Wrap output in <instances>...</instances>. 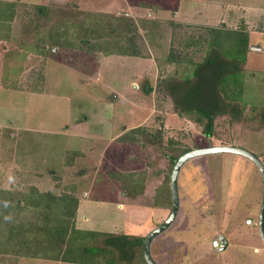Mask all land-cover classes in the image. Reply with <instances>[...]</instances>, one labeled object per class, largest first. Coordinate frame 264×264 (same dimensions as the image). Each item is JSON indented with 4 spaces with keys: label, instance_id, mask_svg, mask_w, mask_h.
Returning a JSON list of instances; mask_svg holds the SVG:
<instances>
[{
    "label": "rangeland",
    "instance_id": "1",
    "mask_svg": "<svg viewBox=\"0 0 264 264\" xmlns=\"http://www.w3.org/2000/svg\"><path fill=\"white\" fill-rule=\"evenodd\" d=\"M13 1L20 5L6 44L12 68L0 76V207L7 205L0 215L11 212L15 219L36 185L57 194L73 193L68 187L76 183L78 228L148 235L171 213L172 155L231 145L264 163V0ZM38 5L51 10L50 22L38 19ZM85 16L103 23L90 33L92 45L82 37L76 47L56 45L48 35L51 27ZM120 17L133 22L124 24ZM217 29L246 32L249 44L260 48L250 45V58L240 65L251 84L228 113L217 116L209 136L207 120L184 112L169 84L191 75ZM118 37L138 52L106 53L110 44L104 41ZM80 149L88 155L76 158ZM38 171L47 175L36 184ZM178 185L179 213L151 245L159 264H264L263 180L252 159L234 152L193 157L182 166ZM142 189L137 197L127 194ZM156 199L166 204L155 206ZM152 212L160 218L145 229ZM221 235L228 243L221 240L214 248L213 239ZM2 249L8 264H46L22 259L29 249L24 245L9 253L0 244ZM58 257L51 264H78Z\"/></svg>",
    "mask_w": 264,
    "mask_h": 264
},
{
    "label": "trees",
    "instance_id": "2",
    "mask_svg": "<svg viewBox=\"0 0 264 264\" xmlns=\"http://www.w3.org/2000/svg\"><path fill=\"white\" fill-rule=\"evenodd\" d=\"M19 5L17 1L0 0V40H6L9 38V34L12 35V23L19 13ZM37 9L39 10V20L46 19L47 23L51 21V10L49 11L47 6L38 5ZM91 17L85 16L81 20L72 21V23L69 21L67 26L66 24H60L56 29L51 27L48 35L53 36L56 45L67 42L68 46L76 47L79 46L77 39L81 37L79 41H87L91 44V40H89L90 33L99 31L103 24L100 18ZM120 19L124 24H132L133 22L132 19L126 17H120ZM88 24L94 28H86ZM81 28L83 31H81ZM125 30L127 29L125 28ZM219 30L217 29V31ZM217 31L213 30L215 35L209 41L210 50L203 61L194 64L195 69L191 72L192 76L186 75L182 80H174L169 84L171 91L176 93L177 102L183 101L184 112L195 111L200 114L197 121L202 122L203 118L207 120L205 131L209 136L213 134L217 116L228 113L232 109L230 108L231 103L240 101L242 98L245 89V78L243 68L240 65L247 59L250 48L248 33ZM232 34L234 36H229ZM86 35H88V38H86ZM126 35L127 32L125 31ZM96 37L97 40H100L99 34ZM107 39H110L109 36ZM115 40L114 42L104 41L105 44H110L106 53L132 55L138 52L132 48L133 43L132 45L131 43H123L119 37ZM150 90L152 89L150 88ZM209 90L213 92L211 93ZM180 91L182 94H180ZM188 151L190 150H183L178 155H172L171 162L173 166L178 158ZM34 191L35 189L31 191V198L26 199V202L30 204L25 205L20 211L17 210L19 214L16 215L15 219H10V217L5 219L11 212H5L4 216L2 213L0 215V218L4 217L3 220L0 219V244L1 246L4 244L7 248L6 252L10 253V248H14V246L22 248L24 245L29 248L25 254L35 258L58 261L60 260L58 256L63 255L64 260L78 264L145 263L144 240L146 236L122 235L78 228L75 217L79 200L75 194L63 192L57 196L51 192ZM143 191V189L139 192L127 191V194L131 197H137ZM34 194L39 199H44L45 206L33 202L35 199ZM30 199L33 201L30 202ZM163 204H166V202L156 199L155 206L159 207ZM6 209L7 206L2 204L0 212ZM9 210L12 211V209ZM35 217H38L36 223H34ZM3 230L6 231L3 233ZM35 236L36 239H34ZM55 248H58L60 253H51ZM0 252H3V249ZM22 253L24 252L22 251ZM4 262L8 264L3 255L0 254V264Z\"/></svg>",
    "mask_w": 264,
    "mask_h": 264
},
{
    "label": "water",
    "instance_id": "3",
    "mask_svg": "<svg viewBox=\"0 0 264 264\" xmlns=\"http://www.w3.org/2000/svg\"><path fill=\"white\" fill-rule=\"evenodd\" d=\"M252 48H260L253 46ZM217 152H234L243 154L250 159H252L257 166L260 169V172L262 174V180H263V197H262V204H261V211H260V217H259V230L260 234L262 236V239L264 241V163L257 157L254 153L251 151H248L241 147L231 146V145H217V146H210L205 148H196L192 149L183 155H181L178 160L176 161L172 174H171V190H172V197H173V204L171 213L168 216V218L161 223L157 228L152 230L144 240V256L149 264H159L157 261L153 258L151 254V245L153 240L160 235L162 232H164L166 229H168L172 223L175 221L179 209H180V196H179V185H178V178L181 171L182 166L191 158L208 154V153H217ZM222 240L227 244L228 241L224 238L223 235L220 236ZM222 249H225V245L222 247Z\"/></svg>",
    "mask_w": 264,
    "mask_h": 264
},
{
    "label": "crops",
    "instance_id": "4",
    "mask_svg": "<svg viewBox=\"0 0 264 264\" xmlns=\"http://www.w3.org/2000/svg\"><path fill=\"white\" fill-rule=\"evenodd\" d=\"M8 1H10V0H8ZM119 3L121 2V1H123V0H117ZM122 3V2H121ZM116 5H119V4H116ZM11 37V35L9 34V38ZM8 38V39H9ZM8 42H7V39L5 40V39H3V40H0V76H1V80H3V78L5 77V75H4V73L6 72L5 70H11V65H12V62H11V60H9V58H8V54H6V50H7V52H8V48L6 47V44H7ZM251 45V44H250ZM251 46H253V45H251ZM250 46V47H251ZM252 48V47H251ZM250 48V49H251ZM262 51V50H261ZM250 52L251 51H249V53H247V58L249 59L250 58ZM7 64H11V65H7ZM9 66V67H8ZM248 73V72H247ZM246 79V78H245ZM247 83H248V86H249V84H251V79L249 80V81H246L245 80V86H247ZM1 86H2V84H1ZM83 138H85V137H82V139ZM127 140H131V141H133L134 140V138H127ZM91 152V151H90ZM75 157L77 158H82V157H86L88 154L85 152V149H80V150H78V151H75ZM56 171H48V174L50 173V175H52L53 176V174L55 175L56 173H55ZM74 174V173H73ZM45 175H47L46 173H44L43 171H38L37 172V177H36V184H38L40 181H41V179L42 178H44L45 179ZM40 177V178H39ZM55 177L56 178H58V176H57V174L55 175ZM64 177V176H63ZM39 178V179H38ZM40 180V181H39ZM37 186V188H38V190H35L34 192H41V193H47V192H52L51 190H52V188L51 187H48L49 189L48 190H46V189H42L41 187H39L38 185H36ZM56 187H59V185H58V180H57V182H56V185H55ZM68 188H70V189H73V194H75V192H76V189L78 190L77 192L79 193L80 192V190H81V188L79 187V184H76V183H73V185H70V187H68ZM46 190V191H45ZM67 189H65V191L64 192H67L66 191ZM75 191V192H74ZM83 191V194H82V196H86L88 193H87V191H85V189H83L82 190ZM63 193V192H62ZM62 193H57V194H54V195H60V194H62ZM35 194H37V193H35ZM35 199H34V203L35 202H37L36 204H38V205H42V206H45V201H44V199H39L38 197H34ZM42 198V197H41ZM37 200V201H36ZM27 200L25 199V202H26ZM119 204V203H118ZM120 207V206H119ZM122 208V207H121ZM157 210H163V212L164 211H166L167 209L166 208H156ZM157 212V211H156ZM162 212V211H161ZM159 213V212H158ZM179 213V212H178ZM154 215V212H152L151 213V215H150V218L148 219V223L150 224V226H147V227H144L145 229H147V228H150L151 226H154V222H156V221H158V219L156 218V217H159L160 218V213L156 216V217H154L153 216ZM151 221V222H150ZM135 235V234H134ZM136 235H140V236H145V235H147V234H145L143 231H141V232H137L136 233ZM21 258V257H20ZM30 258H32V257H29L27 254H24V256H22V259H29L30 260ZM37 263L39 262H43V263H46V264H51V263H55V261L54 260H51V259H47V258H33ZM20 260V259H19Z\"/></svg>",
    "mask_w": 264,
    "mask_h": 264
},
{
    "label": "built area",
    "instance_id": "5",
    "mask_svg": "<svg viewBox=\"0 0 264 264\" xmlns=\"http://www.w3.org/2000/svg\"><path fill=\"white\" fill-rule=\"evenodd\" d=\"M221 240H222V239H221L220 237H216V238H214L213 241H212V246H213L214 248H219V247H220V241H221ZM223 246H224V245L222 244L220 249H222Z\"/></svg>",
    "mask_w": 264,
    "mask_h": 264
},
{
    "label": "clouds",
    "instance_id": "6",
    "mask_svg": "<svg viewBox=\"0 0 264 264\" xmlns=\"http://www.w3.org/2000/svg\"><path fill=\"white\" fill-rule=\"evenodd\" d=\"M5 206H7V205H5ZM5 219H9V217H6Z\"/></svg>",
    "mask_w": 264,
    "mask_h": 264
},
{
    "label": "flooded vegetation",
    "instance_id": "7",
    "mask_svg": "<svg viewBox=\"0 0 264 264\" xmlns=\"http://www.w3.org/2000/svg\"><path fill=\"white\" fill-rule=\"evenodd\" d=\"M158 263V262H157Z\"/></svg>",
    "mask_w": 264,
    "mask_h": 264
}]
</instances>
